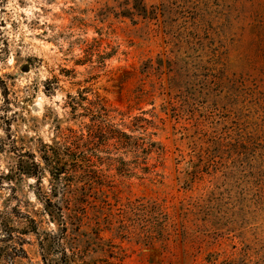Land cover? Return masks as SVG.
Wrapping results in <instances>:
<instances>
[{
	"label": "rangeland",
	"instance_id": "1",
	"mask_svg": "<svg viewBox=\"0 0 264 264\" xmlns=\"http://www.w3.org/2000/svg\"><path fill=\"white\" fill-rule=\"evenodd\" d=\"M91 121L76 205L10 177ZM0 264H264V0H0Z\"/></svg>",
	"mask_w": 264,
	"mask_h": 264
},
{
	"label": "trees",
	"instance_id": "2",
	"mask_svg": "<svg viewBox=\"0 0 264 264\" xmlns=\"http://www.w3.org/2000/svg\"><path fill=\"white\" fill-rule=\"evenodd\" d=\"M77 94L76 99L78 101L87 100L83 99L80 91H77ZM66 97L71 100L69 108L71 115L74 116L77 106L80 105L77 102H73L75 100L74 97L70 95ZM95 98L100 99L99 96H95ZM90 104H92V101ZM129 138L124 132L113 129L111 126L96 124L93 121L78 132L70 128L63 130L58 128L55 141L51 144L41 145V150L39 151L40 162H37L35 155L30 152L20 153L15 170L11 172L10 177L26 176L34 178L40 185L41 173L46 171L51 181V195L58 197V184L63 181L64 184L66 183V187L60 193L62 201L67 205L71 203L76 205L79 196L81 198L86 191L94 190V177L97 172L93 166L109 159L106 158L105 160L100 156L101 154H106L105 148L107 145H111L108 141H114L111 146L117 149L124 145L123 141L125 139L129 140ZM8 176L6 175V177ZM76 176L87 179L86 185L72 188L71 181ZM99 192L100 190H96L91 193L96 194ZM43 197L47 209L52 208L54 204L47 196Z\"/></svg>",
	"mask_w": 264,
	"mask_h": 264
}]
</instances>
